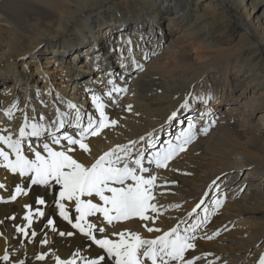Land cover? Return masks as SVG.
I'll return each instance as SVG.
<instances>
[{
  "label": "bare ground",
  "instance_id": "1",
  "mask_svg": "<svg viewBox=\"0 0 264 264\" xmlns=\"http://www.w3.org/2000/svg\"><path fill=\"white\" fill-rule=\"evenodd\" d=\"M227 10L240 19L243 28L237 25L230 33L227 31L231 26ZM131 19L141 23L149 21L148 25L157 34L149 48L143 45L149 37L143 31H140L141 37L128 34L129 38L121 31L120 39L116 41L118 54L109 55L112 67L92 63L94 58L80 62L79 67L89 63L99 69L96 72L89 67L87 70L93 71V75L89 78L87 73L83 81L81 75L67 70L68 53L60 50L61 43L91 34L100 40L97 50H106L107 53L110 43L107 39L104 41L106 35L112 36L117 31L116 25L122 26ZM175 31L177 33L173 36ZM166 37L168 41L160 44V40ZM133 42L139 46L131 50L136 52L134 57L131 51L126 53L128 48L124 52L122 48L127 43L130 49ZM76 48L81 46L75 47L73 59L83 61L89 58L84 48ZM149 58L153 59L146 66L144 61ZM134 59L142 64V70L132 63ZM117 60L120 70L113 68ZM62 67L66 68L65 72ZM38 69L46 75L40 81L43 82L41 86L36 84L38 78L33 82L32 75ZM7 74L12 75L9 84L5 83ZM109 79L114 80L117 86L127 88L126 93H114L111 99L104 97L108 105L106 113L119 123L105 129L100 136L89 137L86 143L91 147V155L80 151L76 158L90 164L94 157L115 145L137 140L153 129H160L188 93L193 96L210 94L212 99L207 104L201 103L196 109L193 101L195 111L184 110L176 119L182 120L187 112L191 118L210 109L212 115L205 120L211 119L215 123L211 124L208 132L200 133L186 151L170 162L168 169L151 166L158 176L159 185L154 202L158 204L160 214L155 227L163 232L179 221L190 219L191 223L196 214L190 217L188 213L203 199L199 190L202 184L222 174L218 187L221 194L226 195L225 202L196 233L197 247L190 253L211 252L220 258L218 264H257L259 255L264 253V243L251 252L249 244L264 236V126L258 124L252 115L257 108L264 110V0H0V125H8L15 132L22 123L20 111L14 112L11 121L4 114L3 109L12 103H17L20 109L27 105L25 111L30 117L43 114L45 123L54 119V104L66 112L68 101L76 104L82 113L96 115L91 95L103 96L111 87L107 83ZM54 82L58 85L52 90L48 84ZM39 87L44 88V94ZM248 88H252L254 98L251 106L243 109L240 99ZM129 104L133 106L132 111L127 110ZM172 126L173 122L169 128ZM182 126L177 124L170 133L166 130L163 139L176 135ZM145 163L147 165V161ZM244 168L245 173L238 178V170ZM233 171L234 174L231 173ZM19 182L18 175L0 168V183L6 185V189H0V195L5 200ZM257 190L261 192L259 195L255 193ZM214 191L216 194L211 199H203L210 203L209 208L216 198L217 187ZM36 195H44L49 202L42 207L46 218L55 220L57 233H53L50 227H44L46 218H34L32 229L37 236L26 238L15 229L26 223L23 220L27 211L24 205L35 209ZM51 200V194H45L43 186H33L26 196L0 202V233L3 234L0 235V256L7 251L13 262L24 260L25 264H53L51 255L46 262L36 261L35 256L49 249L61 258L70 257L77 249L86 256L103 254L95 245L89 247L90 241L58 215L50 216L56 211ZM69 207L74 216V205ZM197 211L203 214L202 208ZM239 215L244 217V224H240L243 220L236 221ZM90 219L95 222V218ZM185 226L181 225L182 228ZM123 230L139 232L146 238L162 234L148 233L138 218L106 226L113 239L116 237L112 233ZM217 230L220 234L211 240L200 238L211 236ZM60 231L75 234L61 237L58 235ZM44 234L48 239L46 245L40 243ZM0 264L9 262L0 260ZM198 264H206V261Z\"/></svg>",
  "mask_w": 264,
  "mask_h": 264
},
{
  "label": "snow or ice",
  "instance_id": "2",
  "mask_svg": "<svg viewBox=\"0 0 264 264\" xmlns=\"http://www.w3.org/2000/svg\"><path fill=\"white\" fill-rule=\"evenodd\" d=\"M132 63L142 70V65L135 60ZM107 83L111 87L103 96L96 93L91 95L96 115L82 113L71 101L66 103L69 110L66 112L54 104V119L47 123L44 122L46 118L43 114L39 117H30L25 111L27 105L25 109H20L17 103H12L3 109L9 121L13 119L15 111H20L22 123L15 132L8 125H0V168L20 178V182L15 185L14 191L9 193L7 200L0 195V202L15 201L19 196L28 195L33 186H43L45 194H51L50 203L56 209L50 216L58 215L90 241L89 247L95 245L103 253L86 256L77 249L70 257L61 258L55 251L49 249L48 252L36 255V261L46 262V258L51 255L53 264H198L200 261L218 264L220 258L213 253L194 255L190 250L196 249V233L222 207L226 195H222L217 186V195L212 200L211 208L204 206L205 202L201 199L188 213L190 217L196 214L191 223L179 221L174 227L162 232L160 228L155 227V221L160 214L159 206L154 202L159 185L158 176L151 167L154 165L155 169H168L170 162L186 151L188 145L194 142L200 133L206 134L211 124L215 123L211 119L205 120V117H211V110L199 112L188 118L186 126H182L170 139L161 140L153 129L137 140L115 145L94 157L90 164H85L76 157L80 151L91 155V147L86 143L88 138L100 136L105 129L115 127L119 123L116 119H110L106 113L108 105L104 97L111 99L114 93H126L127 88L117 86L112 79ZM211 99L210 94L193 96L192 93H188L178 108L167 116L165 125L174 122L184 110L195 111L193 101L207 104ZM132 107L131 104L127 105V110L132 111ZM35 111L33 109V112ZM165 125L160 126L161 131ZM212 185H216L215 180ZM0 189H6V185L0 183ZM34 203L36 205L34 210L32 206L24 205L27 211L23 220L26 223L16 226L15 229L26 238L37 236V232L32 229L34 218L37 220L46 218L42 206L49 202L45 196L36 195ZM70 205H74V216L71 214ZM172 207L179 208L180 205ZM201 208L202 215L197 211ZM90 218H95V222ZM133 218H138L148 233L162 234L146 238L139 232L123 230L111 234L116 237L115 239L110 238L106 231L107 225ZM46 219L44 227H50L53 233H57L55 220ZM182 224L186 226L182 228ZM74 234L58 232L61 237ZM219 234L220 230H217L211 236L205 235L200 238L211 240ZM40 243L48 244L46 234ZM0 260L9 264H25L24 260L13 262L7 251L0 256ZM257 264H264V253L259 255Z\"/></svg>",
  "mask_w": 264,
  "mask_h": 264
},
{
  "label": "rangeland",
  "instance_id": "3",
  "mask_svg": "<svg viewBox=\"0 0 264 264\" xmlns=\"http://www.w3.org/2000/svg\"><path fill=\"white\" fill-rule=\"evenodd\" d=\"M202 3H204V2H202ZM260 10L261 9H259V12H260ZM259 12H257V13H259ZM226 13L227 14H229L231 17H230V22H231V26L230 27H228V29H227V31L229 30V33L233 30V28L235 27V26H239V27H241V28H243L242 26H240V19L239 18H237L236 17V15L234 14V13H232L231 11H226ZM134 22H136L137 24H134ZM148 20H145V23L143 22V23H141V22H138V20H135V19H131V21H127V22H125L122 26H120V25H116V27H117V31H115L113 34H112V36H109V35H106V37L104 38V41H106V39L107 40H109V45H107V47H109V49H107L108 50V52L107 53H105V51H99V50H97V48H98V45H99V43H100V40H99V38L98 37H95V35H91V34H86V35H84L83 37H79L76 41H78V42H76V41H70V42H68V41H65V43H61L60 45H61V49L60 50H62L63 52H64V54H67L68 53V55L66 56V58H67V62H66V64H65V66L67 67V70H72V71H74L75 72V74H78V75H81V80L83 81L84 79H83V77H87L86 75H87V73H89V78H91L92 77V75H93V71L91 72V71H89V70H87L89 67H91L94 71H96V72H99V69L98 68H95L96 66H94L93 64L91 65V64H89V63H87V64H82V66L81 67H79V63L80 62H84V61H89L91 58H94L93 59V61H92V63L93 62H95V63H101V64H103V65H107V66H111L112 67V63H110L109 62V58H110V56L111 55H117L118 54V47L116 46V41L117 40H119L120 39V33L119 32H121V31H124L125 32V34H126V38H129L128 37V34H134V35H138V36H140L141 37V35H140V31H143L147 36L149 35V37H147V39L146 40H144L143 41V45H147V48H149V46L151 45L150 44V42L151 41H153L154 39L153 38H156V36H157V34L154 32V30H152V27L150 26V25H148ZM125 26V29H121L122 27H124ZM237 26V27H238ZM148 28H149V30H151V32L148 30ZM177 32L175 31V32H172V35L173 36H175V34H176ZM131 38H134V36H132L131 35ZM172 38V37H171ZM174 38V37H173ZM50 41H52V40H49V42ZM156 41V40H155ZM157 41H158V39H157ZM164 41H168V38L166 37L165 38V40L163 39V40H160V44L162 43V42H164ZM74 42H76V43H74ZM96 43V44H95ZM95 44V45H94ZM76 46H81V48L80 49H82V48H84V51L85 52H87L86 54H87V56H89V58L86 60V59H83V61H82V59L80 60H78V61H76V59H73V57H74V50H75V47ZM125 46V47H124ZM133 46V47H132ZM54 48L55 47H57V46H53ZM139 46L137 45V46H135V43L133 42L132 44H131V48L132 49H134L135 48V50L138 48ZM59 48V47H58ZM123 52L125 51V49H127V52L126 53H130V51L132 50L131 48L129 49V45L126 43V44H124L123 45ZM77 50H80V49H78V48H76ZM62 52V53H63ZM84 53V52H83ZM85 54V55H86ZM111 54V55H110ZM110 55V56H109ZM93 56H97V57H93ZM131 56L132 57H134V56H136V52H134L133 51V53H132V51H131ZM152 59L153 58H149V59H146L145 61H144V63H145V65L146 66H148L150 63H151V61H152ZM135 61L137 60V59H134ZM137 62V61H136ZM142 65V64H141ZM42 68V67H41ZM52 68V67H51ZM113 68L115 69V70H120L121 69V66H119V62H118V60H117V64L114 66L113 65ZM129 69H132V67L130 66L129 67ZM46 70V69H45ZM62 71L63 72H65L66 71V68H64V67H62ZM32 72V71H31ZM31 72H29L30 74H31ZM91 72V73H90ZM35 74H33L32 76H33V82H35V80H36V78H38V81L36 82V84H37V86H41V84H43V82H40L43 78H46V75H45V72H43L41 69H38L37 70V73L36 72H34ZM56 73V72H55ZM11 76L12 75H10V74H7L6 75V79H5V83L6 84H9V83H11ZM115 78V77H114ZM113 78V79H114ZM89 79H87L86 81H88ZM52 83V82H51ZM51 83H49L48 84V86L49 87H51V89L52 90H54V88L55 87H57V85L58 84H55L56 82H54V84H51ZM23 84H21V86H22ZM83 85H85V83H83ZM63 86V85H62ZM1 87V86H0ZM39 89H41V92L44 94V88L43 87H39ZM251 89L252 88H248L247 90H246V92L244 93V95H243V97L240 99V101L242 102L241 104L243 105V109H244V106H247V107H250L251 106V104H252V102H253V98H254V95L251 93ZM238 91H237V89L235 90V93H237ZM49 101V100H48ZM252 101V102H251ZM202 102H199V101H195L194 102V106H195V108L196 109H199L200 108V105H202V104H204V103H202ZM221 108L222 107H220V108H218V110L216 111V114L217 113H219L220 112V110H221ZM69 111V110H68ZM186 111H189V110H186ZM250 111H252V108H251V110ZM86 114V113H85ZM190 115V113H188L187 112V116H185V117H183V119L182 120H180V119H178V121L176 120V121H174L173 122V126H172V129H176V126H177V124H179V125H185L186 124V120H187V118H188V116ZM39 117V116H38ZM252 118L254 119V120H256V122L258 123V124H260V125H263L264 126V110L263 109H261V108H257L256 110H255V112L253 113V115H252ZM163 125H165V124H163ZM170 126V125H169ZM169 126H167V125H165V127H164V132H163V135H161L160 136V138H161V140H164L163 138L165 137V133H166V130H168L169 132L168 133H170L171 132V128H169ZM247 127H251V126H247ZM160 132H161V130L160 129H156V135H158L159 136V134H160ZM246 169L244 168V169H242V170H238V173L237 174H239L238 175V178L241 176V175H243L245 172ZM232 174H234L235 173V171H233V172H231ZM223 175L222 174H219V175H217L216 177H214L213 179H211V180H207V182L206 183H203L202 184V188H200L199 190L201 191V194L203 193V199H206V200H209V199H211V197L213 196V195H215L216 194V192L214 191V188L215 187H217L219 184V181H220V178L222 177ZM217 177H219V180H217ZM216 181V185H212V182L213 181ZM234 179H232V181H233ZM235 181V180H234ZM210 185H211V187H210ZM262 185V184H261ZM195 187V186H194ZM193 187V188H194ZM261 187V189H263V187L262 186H260ZM205 193H207V195H205ZM256 195H259L261 192H260V190H257L256 192ZM205 197V198H204ZM206 204V206H208V205H210V203H205ZM205 204H204V206H205ZM236 219V221L237 222H240L241 220H243V222L242 223H240V224H244L245 223V221H244V217L243 216H238L237 218H235ZM187 223H189L190 222V219H186L185 220ZM186 225V224H185ZM262 243H264V236L262 235L260 238H258V240L256 241V242H254L253 244H249V252H251L254 248H258V246L259 245H261ZM238 264H243V262H238Z\"/></svg>",
  "mask_w": 264,
  "mask_h": 264
}]
</instances>
